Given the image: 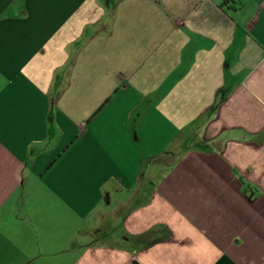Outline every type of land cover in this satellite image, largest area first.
Wrapping results in <instances>:
<instances>
[{
	"label": "crops",
	"instance_id": "0c3cea01",
	"mask_svg": "<svg viewBox=\"0 0 264 264\" xmlns=\"http://www.w3.org/2000/svg\"><path fill=\"white\" fill-rule=\"evenodd\" d=\"M0 0V264H264V0Z\"/></svg>",
	"mask_w": 264,
	"mask_h": 264
},
{
	"label": "trees",
	"instance_id": "16d2710c",
	"mask_svg": "<svg viewBox=\"0 0 264 264\" xmlns=\"http://www.w3.org/2000/svg\"><path fill=\"white\" fill-rule=\"evenodd\" d=\"M229 2L231 3L230 5H228ZM224 4L228 5V8H233L236 5L234 0H224Z\"/></svg>",
	"mask_w": 264,
	"mask_h": 264
}]
</instances>
